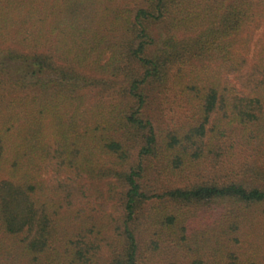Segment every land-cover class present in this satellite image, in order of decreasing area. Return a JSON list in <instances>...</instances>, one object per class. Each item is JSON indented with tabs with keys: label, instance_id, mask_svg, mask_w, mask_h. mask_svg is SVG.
<instances>
[{
	"label": "trees",
	"instance_id": "obj_1",
	"mask_svg": "<svg viewBox=\"0 0 264 264\" xmlns=\"http://www.w3.org/2000/svg\"><path fill=\"white\" fill-rule=\"evenodd\" d=\"M0 264H264V0H0Z\"/></svg>",
	"mask_w": 264,
	"mask_h": 264
},
{
	"label": "rangeland",
	"instance_id": "obj_2",
	"mask_svg": "<svg viewBox=\"0 0 264 264\" xmlns=\"http://www.w3.org/2000/svg\"><path fill=\"white\" fill-rule=\"evenodd\" d=\"M261 34V30H258L255 34V37L257 38Z\"/></svg>",
	"mask_w": 264,
	"mask_h": 264
}]
</instances>
